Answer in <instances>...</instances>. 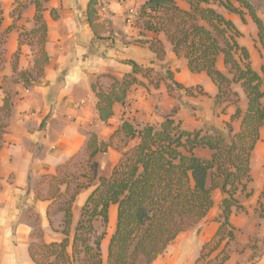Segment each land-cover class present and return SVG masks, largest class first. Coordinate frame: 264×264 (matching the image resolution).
I'll return each instance as SVG.
<instances>
[{
  "label": "crops",
  "instance_id": "0c3cea01",
  "mask_svg": "<svg viewBox=\"0 0 264 264\" xmlns=\"http://www.w3.org/2000/svg\"><path fill=\"white\" fill-rule=\"evenodd\" d=\"M147 1L99 0L96 7L98 22L107 24L96 36L86 16L89 0H48L44 3L43 19L47 26L45 50L49 61L44 66V76L27 87L22 81L15 83L14 80L19 78V74L30 72L34 66L37 46H20V34L36 28V7L29 4L19 17L14 18L15 0H0V127L4 125V133L0 137V264H34L29 247L38 230L47 243L62 241L64 213H57L50 221L48 210L54 200L47 184L41 190L38 186L43 178L56 176L60 167L83 155L92 134L100 143L107 144L125 122L137 128L145 125L159 127L170 115H174L182 129L191 132L228 136L230 126L234 134L239 132L241 120L233 119L237 107L228 106L222 113L223 106L216 99V85L206 73L190 71L187 59L174 53L165 33L146 30L140 20L126 23L127 13L140 11ZM248 1L257 7L259 17L264 20V2ZM177 4L182 10L190 8L183 0H178ZM222 13L241 32L238 42L249 51L252 68L261 73L264 51L259 43L257 26L249 17L244 23L238 15ZM9 28L11 30L6 34ZM154 42L162 44L165 51L163 60H158L150 48ZM18 53L16 74L13 65ZM133 63L151 69L150 79L139 75L144 85L133 86L124 103L114 104L110 120L102 122L92 86L99 84L108 90L111 78L121 80L133 73ZM218 68L225 71L222 58L218 61ZM157 82L159 86L155 87ZM176 84L193 89V94L178 89ZM234 90L239 94V107L245 113L247 97L240 86H234ZM8 93L12 112L10 118L4 120L2 108ZM260 136L251 157L252 183L256 173L254 169L257 167L262 172L258 184L260 191L254 197L252 183L249 189L252 193L250 199H259L263 194L264 200V127ZM195 154L200 159L211 160L213 152L208 147H198ZM121 157L122 150L116 146L96 154L93 161L98 165V175L75 200L73 229L99 180L111 177ZM79 181L85 183L86 179L80 178ZM61 191L65 193L66 186ZM222 199V192L215 190L212 210L206 221L196 227L197 240L183 242L181 237L186 231L168 247L169 256L173 254L170 264H194L202 246L219 228L217 219L222 214ZM238 199L246 211L234 212L230 222L236 229V251L243 252L232 253L226 264H244L249 258H253L251 264H264V250L259 256L255 249L247 246L252 242L263 244L264 216H259L257 206H246L241 195ZM116 223L117 206L112 205L109 225L115 229ZM108 236L102 242L104 264H107L112 237L108 239ZM201 236L207 238L203 243L200 242Z\"/></svg>",
  "mask_w": 264,
  "mask_h": 264
},
{
  "label": "trees",
  "instance_id": "16d2710c",
  "mask_svg": "<svg viewBox=\"0 0 264 264\" xmlns=\"http://www.w3.org/2000/svg\"><path fill=\"white\" fill-rule=\"evenodd\" d=\"M177 1L148 0L139 11V19L146 30L163 32L169 37L174 53L187 59L192 73H206L211 78L218 88L216 99L223 106L222 113L228 106L237 107L233 119L241 120L239 132L234 134L231 126L228 136L191 132L182 129L174 115H170L159 127L137 128L125 122L107 144L100 143L92 134L79 175L63 172L74 159L60 167L56 176L41 181L48 185L54 200L48 210L50 221L57 213H64L63 239L47 243L38 230L37 242L29 247L34 264H103L102 242L107 235L112 205L117 206V223L108 246L107 264H153L180 234L206 221L214 206L213 194L217 189L223 195L222 214L217 219L220 225L213 238L202 246L194 264H226L231 259L236 229L230 218L234 212L246 211L238 197L252 196L249 189L253 181L251 157L264 127V67L261 73L252 68L249 51L238 42L241 32L222 11L240 16L244 23L249 17L257 26L263 51L264 20L259 17L257 7L248 0H183L190 7L188 11L182 10ZM47 2L15 0L12 12L15 18L29 4L36 7V28L20 34V46H37L34 66L14 80L15 83L22 81L27 87L44 76V66L49 61L45 50L47 26L43 19L44 3ZM98 2L89 0L86 15L96 36L107 24L98 22ZM1 21L0 12V24ZM150 48L158 60H163L165 51L161 43H151ZM220 58L224 72L218 68ZM18 61L19 53L14 58L16 74ZM132 65L133 73L121 80L111 78L108 90L99 84L92 86L102 122L110 120L114 104L124 103L133 86L144 85L139 75L150 79L151 69ZM237 85L248 100L245 113L239 107V94L234 90ZM158 86L159 83H155V87ZM176 87L193 94V89H185L180 84ZM168 88L172 90L170 85ZM196 90L202 92L200 88ZM11 112L8 93L2 108L4 120L10 118ZM3 133L4 125L0 127V137ZM115 146L122 150L119 163L110 178L99 180L73 229L75 200L98 175V165L93 161L96 154ZM198 147L210 148L213 152L211 160L198 158L195 154ZM80 178L86 182H80ZM63 186H66L65 193L61 191ZM97 224L104 230L100 232ZM250 248L257 250L255 245Z\"/></svg>",
  "mask_w": 264,
  "mask_h": 264
},
{
  "label": "rangeland",
  "instance_id": "374dc122",
  "mask_svg": "<svg viewBox=\"0 0 264 264\" xmlns=\"http://www.w3.org/2000/svg\"><path fill=\"white\" fill-rule=\"evenodd\" d=\"M83 155L78 156V159H75L74 161H72L65 169H63V172L64 173H72V174L77 173V175H79L80 172H82L81 165L83 162V159H82ZM254 170L256 173H255L254 182L252 183L251 188L254 191V197H255L256 195H258V191H260L258 184L260 182V178H262V172L257 167ZM44 184L45 183L40 182L38 188L41 190L43 188ZM262 197H263V194L259 197V199H257V197L250 199V198H246L244 195H241V201L246 206H251V207L257 206V211H258L259 216L263 217L264 216V200ZM97 226H98V229L100 232L104 230L103 226L101 227V225H99V224H97ZM115 229H112V227L110 225H108V227H107V234H109L108 239L114 234ZM197 230L198 229H196V227H195L194 229L192 228L191 230L190 229L187 230V232L185 231L186 233H184L183 236L181 237V238H183V242L187 243L190 240H197L198 239V238H196V236H197L196 231ZM36 235H37V232L35 234L34 242H37ZM108 239H107V241H108ZM206 240H207V238L205 236L200 237V242L203 243ZM181 241H182V239H181ZM251 244L256 246V249H257V250H255L256 253L262 252L264 250V242H263V244L261 243V245H257V242H252ZM251 244H248L247 246L251 247L252 246ZM105 245L107 246V243H105ZM103 252H105L104 248H103ZM231 252L232 253H242L243 250H237L236 251L235 246H233L231 249ZM172 258H173V254L169 256V252L166 251L165 254L163 256H161L160 258H158L153 264H158V262H161L162 264H170L172 261ZM252 261H253V258H249L244 262V264H251Z\"/></svg>",
  "mask_w": 264,
  "mask_h": 264
},
{
  "label": "built area",
  "instance_id": "2783aa9c",
  "mask_svg": "<svg viewBox=\"0 0 264 264\" xmlns=\"http://www.w3.org/2000/svg\"><path fill=\"white\" fill-rule=\"evenodd\" d=\"M136 20H140L139 19V11H136V10L129 11L126 15V23L127 24H133Z\"/></svg>",
  "mask_w": 264,
  "mask_h": 264
}]
</instances>
